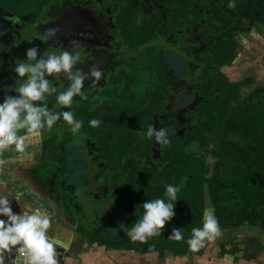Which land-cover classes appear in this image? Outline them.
Instances as JSON below:
<instances>
[{"label":"flooded vegetation","instance_id":"flooded-vegetation-1","mask_svg":"<svg viewBox=\"0 0 264 264\" xmlns=\"http://www.w3.org/2000/svg\"><path fill=\"white\" fill-rule=\"evenodd\" d=\"M229 2L0 0L1 68L24 48V29L49 48L44 31L56 28V37L47 42L71 51L75 41L82 60L77 67L87 72L95 65L103 72L96 86L85 82L88 99L75 97L70 109L49 97L53 111L69 110L83 121L77 136L58 121L39 137H26L22 156L6 152L3 157L0 195L12 200L16 214L37 208L49 214L48 235L56 242L59 264L82 262L98 250L156 253L116 245L127 236L120 224L130 228L139 218L136 208L143 201L140 189L131 188L134 179L145 167L160 168L164 157L165 165L180 155L192 159L204 180L244 170L239 178L248 181L246 188L264 189V151H253L260 144L264 148V0H235L234 8ZM11 85L18 82H0L1 99ZM93 119L101 121L99 127H90ZM149 126L167 129L171 143L161 146L139 135ZM193 135L198 140L190 142ZM255 135L261 143L252 142ZM167 151L176 159L168 161ZM241 188L231 185L227 191L240 197ZM201 190L202 223L205 211H213L220 223L210 183L203 181ZM16 193H23L19 201ZM238 207L244 211L219 225L217 239L232 250L224 253H243L244 259L251 255L248 247L238 251L233 242L241 246L246 237L254 240L250 233L264 235V202L245 200ZM208 246L182 256L156 254L198 262ZM14 256L6 254L5 264H13Z\"/></svg>","mask_w":264,"mask_h":264},{"label":"clouds","instance_id":"clouds-1","mask_svg":"<svg viewBox=\"0 0 264 264\" xmlns=\"http://www.w3.org/2000/svg\"><path fill=\"white\" fill-rule=\"evenodd\" d=\"M229 8L235 7V0H230ZM58 29L47 28L44 40L54 39ZM82 62L79 45L73 41L72 50L40 52L36 46L26 49L25 59L18 60L12 69L18 85L17 95H5L0 103V173L5 164L4 154L11 152L22 156L26 151V137H39L42 132L51 130L58 121L68 125L73 136L80 133L82 120H77L72 111H53L49 108V97H54L55 105L61 109H70L75 97L86 100L85 82L89 87L96 86L103 76L102 70L93 65L87 72L78 68ZM62 76L68 85L58 90L49 77ZM101 121H89L90 127H99ZM146 139H155L161 146H168L171 141L165 128L149 126L146 132L139 133ZM183 178L182 183L186 181ZM180 186L167 185L164 192L166 198L145 200L136 210L139 218L130 228L120 224L132 243H147L159 237L166 224L175 216L174 207L178 200ZM23 193H16L14 200L19 201ZM115 198L113 197L112 201ZM12 200L0 195V264H5L6 254H15L13 264H59L60 253L55 240L48 235L51 218L46 211L37 208L31 212L16 214L12 211ZM221 235L219 222L213 211H205L202 227L191 229L187 240L188 251L195 253ZM170 241L184 239L181 228L173 227L167 237ZM154 251V246L151 249Z\"/></svg>","mask_w":264,"mask_h":264},{"label":"trees","instance_id":"trees-1","mask_svg":"<svg viewBox=\"0 0 264 264\" xmlns=\"http://www.w3.org/2000/svg\"><path fill=\"white\" fill-rule=\"evenodd\" d=\"M262 139L259 135H255L252 138V142L258 140L261 143ZM198 140L196 136H191L189 138L190 142ZM264 142V139H262ZM258 155H261L262 150L260 146H254L253 149ZM166 157L168 161L170 158L176 159L167 151ZM181 157V158H180ZM164 157V162H165ZM178 162L174 160L171 165H165L162 162L160 168L149 169L147 167L143 168L141 171L142 177H137L134 179L131 188L140 189L141 201L152 200L156 198H165L164 192L167 185H180V191L177 193L178 200L175 202L174 212L175 216L171 221H169L165 228L162 230V234L159 237L151 238L147 243H132L128 240L126 236L123 241H121L116 246L123 249H134L142 253L146 252H156L159 255H164L167 251L174 255H184L187 253V240L191 236V229L194 227H202V207H201V197H202V182L208 181L211 185V198L214 202V206L217 212L218 218L221 220L220 226H224L228 223L230 217L239 218L244 208L242 210L238 207L241 202L248 201L251 204H256L257 202H264V189H260L256 186L245 187V182L242 178H239L241 174H245V171L237 172L227 171L220 175L219 178H213L210 180H204L199 174V168L192 159L184 158L181 155L178 156ZM187 178L186 181L182 183L183 178ZM238 184H242V188L238 189V192H244V195L238 196L233 195L227 191L230 189L231 185L237 188ZM131 189V195H132ZM222 191L224 194H222ZM248 192V193H247ZM166 199V198H165ZM222 199V200H221ZM225 201L227 204H224ZM238 221V219H236ZM134 222V221H133ZM173 227L181 228L184 239L181 241H170L167 237L171 234ZM154 246V251L152 247Z\"/></svg>","mask_w":264,"mask_h":264},{"label":"rangeland","instance_id":"rangeland-1","mask_svg":"<svg viewBox=\"0 0 264 264\" xmlns=\"http://www.w3.org/2000/svg\"><path fill=\"white\" fill-rule=\"evenodd\" d=\"M23 38H22V46L24 48H21L19 50V52H16L17 55L14 59H12L9 63L3 65L2 68L0 67V82H8V81H15L16 82V75L13 72V68L15 67L16 63L18 62V60H23L25 59V52L26 49L36 46L39 48V46H41L42 48H45L48 51H55L56 53H59L60 51H58L53 44H50L49 42L45 41L50 47H44L42 44H40L41 42L39 41V39L36 36H32L30 38V34L28 33L27 29L23 30ZM23 41H26L23 42ZM45 44V43H44ZM46 45V44H45ZM40 50V49H39ZM45 50V51H46ZM50 82L57 87L58 90H63L66 86L65 83L63 82L65 79L61 78V76H57L55 78L53 77H49ZM15 87L11 85L10 87H8V95H14L15 94ZM3 102V99L0 98V103ZM52 106V103L49 102V107ZM51 108V107H50ZM211 149H209L207 151V153L210 151ZM209 154V153H208ZM208 156V155H207ZM207 162L209 167L213 166L214 161L210 158H207ZM253 230L252 228H250V231ZM231 234V231L227 230L226 235ZM227 241L226 242H230V241H234V240H230L228 237H226ZM233 238V237H232ZM228 242V243H229ZM234 243V242H233ZM262 244V243H261ZM222 245H224L223 243L221 244L220 241H218V239L216 238L214 241L209 242V246L207 248V253L209 254H213L214 252H216V250L218 249L219 251H221V253H224L223 249H225ZM98 250L97 252L95 251V253L93 252L90 256H86V260L87 262H92V260L96 259L97 263L96 264H155V262H151V260L148 259V257H144V256H139L136 255L134 253H125V252H114V251H100ZM226 251H232L230 249H226ZM216 255V254H215ZM210 257V256H209ZM216 257L212 259H214L213 261L216 262L215 260ZM105 262V263H104ZM234 263V262H233ZM78 264H85L84 262H79ZM204 264V263H201Z\"/></svg>","mask_w":264,"mask_h":264},{"label":"crops","instance_id":"crops-1","mask_svg":"<svg viewBox=\"0 0 264 264\" xmlns=\"http://www.w3.org/2000/svg\"><path fill=\"white\" fill-rule=\"evenodd\" d=\"M252 235L251 237L254 238L252 241L248 237L244 238L241 246L238 245L237 242H234L232 247H235L238 251H242L245 247H248V253H251L250 256L242 258L243 253H240L236 257L228 255L229 253H221L218 249L216 252H214V255L209 254L207 256H204V259L202 261L198 260H191L188 257H182V258H174L172 256H165L164 258L160 257L158 254H150L146 257H148L151 262H155V264H264V235L262 237L257 238L256 234L250 233ZM249 240L251 242H249ZM262 243V244H261ZM229 249V248H228ZM226 251V249H224ZM216 254V255H215ZM210 256V257H209ZM216 257V262H214L212 259ZM12 259V257H11ZM14 259V258H13ZM86 257H83L82 262L85 264H96L97 258L92 260V262H87ZM7 260H5L6 262ZM234 262V263H233ZM75 264H78L79 261H75ZM105 263V262H104Z\"/></svg>","mask_w":264,"mask_h":264}]
</instances>
